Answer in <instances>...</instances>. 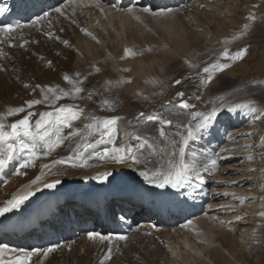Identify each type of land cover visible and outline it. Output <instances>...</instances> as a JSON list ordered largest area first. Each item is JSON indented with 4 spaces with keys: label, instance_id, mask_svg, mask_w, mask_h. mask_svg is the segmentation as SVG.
Wrapping results in <instances>:
<instances>
[{
    "label": "bare ground",
    "instance_id": "6f19581e",
    "mask_svg": "<svg viewBox=\"0 0 264 264\" xmlns=\"http://www.w3.org/2000/svg\"><path fill=\"white\" fill-rule=\"evenodd\" d=\"M154 1L156 0H127V5L124 8L119 6L120 1L117 3L111 0L68 1L67 3L71 4V9L64 11V13L70 21V30L68 31L66 27L60 25V28H62L61 30H65L66 35H69V37L67 36L68 38H61L58 35L55 37L56 40L54 37H51L52 39L47 41L41 39L40 41L43 42L46 54L42 53L40 59H38L39 57L34 58L28 53L25 56L27 64L25 67L22 65L16 69L11 62H8L7 65L0 66V74L1 72L21 73L23 76V78L18 81V84L15 80L13 83L11 81L9 84L6 82L7 85L5 90L0 93V122H2L4 118L2 114L6 112L7 108L20 107L25 105L26 101L42 98V93L39 88H36V85H41L43 87L59 85L61 88L67 90L71 88V85L63 79L65 74L74 79L81 80V75L78 78L75 77L76 73H80L81 69H78L77 66L81 63H74L73 66H66V68L64 65L66 62L62 60V58L65 57L68 59V64H71L72 61L70 59H74V56L69 59L68 57L71 56H69L68 53L71 54L72 52L80 53L82 54L81 56L84 57L82 64L84 67L87 66L85 72L87 70V74L91 81H93V86L95 88L108 93L121 87L124 91L123 94L131 98L139 97L143 99V101L147 100L148 92L153 88V85L157 83V80L151 67L153 66L151 65L152 62H145L142 58L136 57V55L125 57L126 45L124 42L127 40L128 34L133 32L129 29L132 24L130 25L127 23L128 20H130V18L135 20L134 18L136 16L138 17V15L145 13L142 11L144 8L152 9L155 12L165 9L174 10V8H176L184 11L185 14L200 9L201 7H204V10L208 12H212L215 9L214 5L207 4L206 2L203 3L201 0H178L177 3L170 1L161 2L151 8L149 3L151 2L152 4ZM5 2L6 0H0V9ZM129 9H132V11L130 12ZM50 14V16H47L40 20L38 24H35L34 27L30 25L26 30V35L40 36L41 34L48 33L51 27L56 25L57 19L61 20L60 14L56 11ZM42 17H45V15ZM225 19L229 20L228 18ZM126 23L129 24V27L127 26L128 28L125 26ZM85 30L87 33H91V35L86 34ZM11 36L13 39L16 37L15 33L11 34ZM0 37L8 43L12 42L8 35L0 34ZM114 37L121 44L124 57L122 58V65L120 61L117 60L118 58L116 59L113 55L117 49L116 45L113 43ZM18 39L21 40V37ZM212 39L213 36L209 35L206 41L210 42ZM64 41H68V44L63 43ZM42 42L40 43L42 44ZM15 44L17 43L15 42ZM101 50L105 52V60L111 65V73L109 75H106L101 69L99 73L95 71L96 61L92 58V56H94L93 52L97 53ZM43 57L44 61L42 59ZM48 57L51 60H58L63 69L54 73L52 66L49 65L50 59L49 61L47 60ZM155 62L156 61H154V63ZM124 69H128V71ZM87 74L85 75L87 76ZM8 79L10 81L11 77H8ZM25 85H28V87H25ZM31 93H33V98L30 96ZM162 99L160 104L165 102ZM146 102L149 103L148 100ZM91 103L93 105L95 102L92 101ZM91 103L87 102V98H81L78 103L79 107L83 109L81 119L73 122L72 129L64 130V134L67 135L70 131L80 129V136L65 140L62 146L56 148L48 156H41L40 159L35 160L34 166L32 167L20 168L22 159H20L18 155L5 166L0 167V206H3L5 202L14 195L26 190V186L37 176H40L42 171L48 173L43 178L44 180L51 182L54 179H59L61 181L54 189L44 188L43 184H41L39 186L40 190L36 191L35 195L28 199L20 209L0 216V243L4 241L9 249L31 250L35 248L30 242L32 237L31 233H27L25 237H18L13 234H4L2 230L11 224L13 220L23 218L29 214L33 208L40 205L41 201L57 193H64L70 199L65 201L60 215L52 217L45 230L42 229L41 234H35V238L36 240L44 241L48 236L62 237L63 230L67 228L65 220L67 217L71 216H75L76 219L75 222L70 223V233L76 225L79 238L75 239L73 242L64 243L61 248L57 249L53 254H49L47 257H43L42 255L40 257H33L32 264H65L68 258V252L62 251L64 247L73 253L75 248H71L70 250L69 248L75 245L79 248L80 252H85L89 248H87V246H94L96 243H102L99 240L90 241L87 238L89 232H98L102 235L116 237L120 236L118 226L121 228L125 226L130 227V240L139 239L142 236H152L150 240L158 247L161 253H164V257L166 256L173 264L175 256H179L178 253H181L183 255L182 258L185 259L189 258L195 260L202 258L206 261L210 256V252L207 251V247L202 239L197 236L196 233V235L193 234V230L195 229H191L185 225L186 221L201 214L204 215L212 225L223 224L230 225V227L233 225L235 229L242 228L241 238L245 240L249 231V228H246V226L252 223V218L264 216L256 212L255 209L246 207L247 205L245 203L250 198L261 199V197H258L257 189L255 190L257 192L253 193L249 190L252 188V184H258V180L260 181V179L264 178V127L261 126L260 122L264 115V110L261 111L259 109L261 112L257 111V109L256 112H252L247 108H238L232 112L223 110L209 128L199 132L197 138L190 141L188 149L191 152L190 155L192 156V153L195 152L199 161H203L205 157L217 159L218 167L214 168L211 164H208L207 167H201L200 164H197V171L190 175L189 182L185 184V186L177 188L178 191H182L192 210V215L189 219L175 218L174 221L163 219L153 221L151 218L154 215L152 212L153 210L145 209L131 199L138 195L141 196L143 190H148L153 194L159 195H163L166 192L168 187L158 188L154 184H149L139 175V171L143 170L145 167L151 169L154 165L156 167L160 165L166 167V161L169 159L170 153L166 149L158 146L154 147L150 144H147V146L145 145L144 148H140L139 145L135 147L132 141L133 144L132 142V145L130 144L132 146L131 151L142 161L140 165L128 166L127 164H116L111 160L102 161L98 159V154L105 152L104 150H106V147L109 146L110 150H112L114 146H119L116 144L113 145L111 142L110 145H108L106 140L100 142L99 135L93 136V140L91 141V136L88 135L89 130L85 128V125L90 122L86 120L84 114L86 112L89 113ZM130 103L128 105H130ZM37 107L49 106L47 104L36 105L31 111L36 112L35 109ZM127 109L129 108H123L122 111H120V109L119 112L116 111L117 113L115 112L114 115L124 118ZM159 111L158 114L162 113ZM153 112L149 113L148 117L155 115ZM128 113L129 112H127V114ZM25 114L26 113H23L20 118ZM162 115H164V113ZM92 116H94V114H92ZM256 116H259L260 119H256ZM37 118L38 116H35L32 119L35 120ZM190 120H193L192 117H190ZM3 123L10 124L13 122L4 120ZM141 123L142 122H140V124ZM117 127L118 126H116V128ZM119 130L121 131V129ZM126 131L123 133L121 131V135ZM184 131L186 132V129ZM124 135H126V133ZM117 138H119L118 142L121 143L126 141L127 143V140H124L123 136L116 137L115 139ZM84 143H90L91 147L80 149L82 155H77V145ZM121 146L122 145H120V147ZM70 157L73 158L69 159ZM23 158L24 160L27 159L26 156H23ZM146 159L152 160L153 164L144 163ZM57 160H63L65 163L56 164L51 168L50 173L49 170L40 168L41 161H44L43 165L48 164L52 166L53 162ZM17 170L22 174L17 175ZM105 172L111 173L106 181L95 178L99 174ZM258 186L259 185H257V187ZM35 187L36 186H33V190H35ZM114 192L117 193V197L112 199L110 196ZM103 204H107V209L112 210L115 215L119 213L122 214L134 206H136L135 208L138 212L132 216H119L116 221L115 215L113 214L108 217L107 215L103 216L101 212H95L97 207H101ZM65 209L68 210V214H65ZM138 219V224L135 225V221ZM171 222H175V224L171 225ZM89 223L90 227H88ZM106 242L107 241H105V243ZM11 246L14 248H11ZM15 254L18 255L19 253L17 252Z\"/></svg>",
    "mask_w": 264,
    "mask_h": 264
},
{
    "label": "rangeland",
    "instance_id": "374dc122",
    "mask_svg": "<svg viewBox=\"0 0 264 264\" xmlns=\"http://www.w3.org/2000/svg\"><path fill=\"white\" fill-rule=\"evenodd\" d=\"M201 1L214 5L215 9L212 12H208L204 10V7H201L200 9L185 14L184 11L174 8V10L171 9V13L158 17H154L150 13H142V15H138V19L137 16L135 18L133 17L136 21L132 18L128 20L127 23L133 26L131 25L129 27V24L126 23V28L129 27V29L133 31L131 34H128V38L125 41L126 43L124 42L126 49H131L136 57L142 58L145 62H152L151 65H153L151 67L157 83H155L153 88L148 92L147 100L149 103L146 102L147 100L143 101V99L139 97L140 101L138 98H131L123 94L124 91L121 87L108 93L95 88L93 86V81H91L87 74V70L85 72L87 66L84 67L82 64L84 57H82L80 53L72 52L73 55L72 53H68V55L71 56L68 57L69 59L74 56V59H70L72 61L71 64H68V59L65 57L62 58V60L66 62L64 64L65 67H70V65L73 66L74 63H81L77 68L81 69V74H79L82 76L81 81H83V83L81 86L84 88V92L75 99L72 97L61 99L56 106L58 107L62 104L79 105L78 103L81 98H87V102L89 103L94 101L95 103H93V105L91 103L89 107L90 114L88 112L84 113L88 122H91V117H97L103 120L105 118L117 116L114 115L116 111L119 112L120 109V111H122L123 108L125 109L127 107L129 108L127 109L129 113L127 114L126 112V116L124 115V118H120L118 121L119 124L117 123L118 125H116L118 126L117 131L121 129L123 133L127 130L125 132L126 135H124L125 133L121 135V131L119 130L120 132H117L118 136L116 135L114 137V140H116L115 144L119 147L120 145H125L126 141L120 143L118 142L119 138L115 139L116 137L123 136L124 140H127L128 145L133 141L134 144L133 142L132 144L138 147V142L133 139L137 134L141 136L143 140H147V144L166 149L169 153L173 150V142L180 141L186 134L184 131L186 129L185 126L190 121H192L193 124L198 122L197 120H190V112L208 113L213 108H222L224 105L232 106L245 103H251L259 112L264 110V0ZM60 7L63 11V15L60 14L61 20L57 19L56 25L51 27L48 33L41 34L40 36L26 35V30L28 29V27H26L25 29L16 30L11 33H15L16 35V37H14L15 39H11V43H8L0 37V40L4 41L0 42V53H2V55H0V66L7 65L8 62H11L16 69L22 65L25 67L27 66L25 56L28 53L34 58L39 57L38 59H40L42 53L46 54L43 42L40 41L41 39L47 41L52 39L51 37L55 39L58 35L65 39L67 36L69 37V35H66L65 30H61L62 28H60V25L66 27L68 31L70 30V21L66 17L64 11L71 9V4L64 2ZM250 17H255V19H250ZM49 33L51 36L48 35ZM208 34L213 36L210 42L206 41L209 37ZM18 36L21 37V40L18 39ZM25 41L28 42L25 43ZM39 41L42 42V44ZM15 42L17 44H15ZM113 43L117 48L113 55L116 59L118 58L117 60H119L121 64L123 57L121 44L115 37L113 38ZM20 45H23V47ZM243 48H247L248 52L242 60L233 61L223 58L222 53L225 50L234 55ZM95 53L96 52H93L95 57L92 56L96 61L95 67H100L106 75H109L111 73V65L105 60V52L101 50ZM42 59L44 61V57ZM49 59L48 57L47 60L49 61ZM154 61L156 62L154 63ZM49 62H53L50 65L54 73L63 69L58 60L50 59ZM216 62L230 63L232 66L222 72H215L214 79L207 86L201 85L200 77L207 76V74L202 72V69ZM190 64H195L198 67L192 68L189 66ZM85 74H87V76ZM8 77H11L12 80L10 79L9 81ZM22 78L23 76L21 73L1 72L0 93L5 90L7 83L9 84L11 81L13 83L15 80L18 84V81ZM176 80H180L181 84L177 85L175 83ZM179 92H183L185 94L183 99L187 100L189 103L195 104L196 107L191 110L180 109L178 107L180 98L177 96ZM89 93H91V98H89ZM30 96L33 98V93H31ZM196 97H199V99ZM161 99L165 102L160 104ZM105 101H107V103H105ZM129 103L130 105H128ZM35 110L36 113H39L41 111H52V108L37 107ZM153 111H156L157 115L156 112ZM158 111L162 113L158 114ZM151 112L155 113L154 116L159 115L158 117L160 118L163 116L162 119L164 120H172L173 123L170 126L163 125L165 135L161 136L159 134L161 125L158 121H147L148 114ZM91 113L94 114V116H92ZM163 113L164 115H162ZM22 114L23 113L15 116H8L7 118H3L2 122H4V120L15 122ZM262 118L260 122L261 126L264 127V115ZM140 122L142 123L140 124ZM97 135L98 134H93L91 136V141L93 140V136ZM104 140L110 145L111 141L106 137ZM105 149L111 152L109 146ZM190 153L191 152L188 150L186 155V159L189 162L192 161ZM19 158L22 159V162L24 161L22 155L21 157L19 155ZM43 162L44 161H41V169H43ZM252 185V188L248 186L250 188L249 191H251V193L258 191L257 194L259 196L257 194L255 195L261 197V199L250 198L247 200L248 202H245L247 205L245 206L255 209L258 213H264V178L260 179V181L258 180V184L255 183ZM257 185H259V189ZM256 189L257 191H255ZM252 219V223L246 226V228H249V231L245 240L241 238L242 228H239V230L238 228L235 229L233 225L232 227L234 229L230 227V225H212L210 221L201 214L189 219L185 222V225L191 229H195L193 230V234H197V236L202 239L207 247V251L210 252V256L206 261L202 258L193 260L182 258L183 255L178 253L179 256H175L174 264H264V216L254 217ZM151 237L142 236L140 237L141 239L130 240V236H127V240L125 241L113 240L111 243L106 242L107 244L105 242L96 243L98 245L94 244V246H87V248H89L85 252H80L79 248L75 245L69 248V250L75 248L73 253L64 247L62 251L68 252V258L65 264H100V262L104 260V256L109 247L112 248L111 259L104 260V264H173L166 256L164 257V253H161L158 247L153 244L150 240ZM0 245L7 244L2 242ZM11 248L14 247L12 246Z\"/></svg>",
    "mask_w": 264,
    "mask_h": 264
},
{
    "label": "snow or ice",
    "instance_id": "6c2138e0",
    "mask_svg": "<svg viewBox=\"0 0 264 264\" xmlns=\"http://www.w3.org/2000/svg\"><path fill=\"white\" fill-rule=\"evenodd\" d=\"M5 11L4 9H0V13ZM55 11L61 15H63V11L60 8H56ZM131 12L132 9H129ZM145 13H150L154 17L164 16L168 13H171V9H165L160 12H155L152 9L144 8L142 10ZM50 13H46L45 17H38L36 21L33 22V26L38 24L40 20L50 16ZM138 19V17H137ZM250 19H255V17H250ZM22 27L19 24H9L5 27L0 28V34L8 35L9 39H12L11 33L14 32L17 28ZM247 27V26H245ZM86 34L91 35V33ZM51 36V34H48ZM0 42H4L0 40ZM28 41H25L27 43ZM63 43L68 44V41H64ZM23 47V45H20ZM248 49L243 48L240 51L236 52L234 55L230 54L227 50H225L222 55L226 60H242L247 55ZM2 55V53H0ZM135 55L131 49H125V57ZM124 58V57H122ZM51 62H49V65ZM192 68L198 67L195 64L189 65ZM230 63H212L208 66H205L202 69L204 74H207L206 77H200L201 85L207 86L214 79L215 72H222L225 69L231 67ZM128 71V69H124ZM97 73L100 72V68H95ZM199 75V74H198ZM80 74L76 73L75 77H79ZM63 79L71 85L70 89H63L59 85L56 86H46L43 87L41 85H36V88H39L42 93L41 99H33L25 102V105L20 107H9L6 112L2 115L4 118L8 116H15L20 113H26L22 118L15 120V122L10 124H5L0 122V167L5 166L9 161L13 160L16 155L26 156L21 164L20 168H28L34 166V162L37 159H40L41 156H48L51 152H53L56 148L63 145L65 140H68L72 137H77L81 135V130L76 129L74 131H70L67 135L64 134L65 129H72L73 122L80 120L83 115V109L79 107V105L75 104H62L60 106H56L57 102L66 97L77 98L79 95L84 92V88L81 86L83 81L74 79L69 75L65 74ZM130 82V81H126ZM175 83L177 85L181 84L180 80H176ZM28 87V85H25ZM183 92L177 93V96L180 98L178 107L180 109L191 110L196 106L195 104L189 103L187 100L183 99ZM89 98H91V93H89ZM199 99V97H196ZM107 103V101H105ZM40 104H47L52 108V111H44L40 113H36L31 111V109ZM238 108H247L252 112H256V108L251 103L245 104H236L232 106L224 105L222 108H213L208 113L202 112H190L193 120H197L198 122L192 123L191 121L185 126L186 134L181 138L180 141H174V148L169 154V159L166 161L167 166L160 165L156 167L154 165L153 168L145 167L143 170L139 171V175L144 178L149 184H154L158 188L172 187L179 188L185 186L189 182L190 175L193 172L197 171V164L199 162L201 167H207L208 164L211 166L218 167L217 159H212L210 157H205L203 161H199V158L195 152L192 153V161L189 162L186 159V155L189 149L190 141H193L197 138V135L202 130L209 128L213 121L217 118L219 113L223 110H227L228 112H232ZM143 115V114H142ZM38 116L37 119L33 120L32 118ZM256 119H260L259 116L255 117ZM91 122L85 125V128L88 131V135L92 136L93 134H98L100 138V142H103L105 137L115 145L114 137L117 133V122L120 120V117L114 116L111 118H105L101 120L97 117H91ZM148 120L150 121H158L161 125L159 129V134L161 136L165 135L163 125H171L172 120H164L158 116H149ZM135 139L140 148H144L147 145V140H143V138L139 135L133 137ZM143 142L141 143V141ZM91 147L90 143H84L77 145L76 154L82 155L80 149ZM132 146L127 143L121 147H113L111 152L105 151L101 154H98V159L100 160H111L116 164H127L128 166H137L142 163L140 159L137 158L135 154L131 151ZM70 157L69 159H72ZM251 158V157H250ZM130 161V163H129ZM65 161L57 160L53 162V165L50 166L48 164L43 165V169L51 171V168L56 164H63ZM146 164H153L152 160H145ZM75 166V165H73ZM84 166V165H81ZM22 173L17 170V175ZM48 173L42 171L40 176H37L31 183L26 186V190L22 191L14 195L11 199L5 202L3 206H0V216H4L8 212H12L14 210L20 209V207L33 195H35L36 191L40 190V185L43 184L44 188L54 189L61 183L59 179H54L51 182L44 180L43 178ZM111 175L110 172H105L99 174L96 179L101 181H106L107 178ZM33 186L35 190H33ZM264 215V213H261ZM90 241L100 242H109L111 243L113 240H127L126 236H116L113 237L111 235H102L98 232H89L88 237ZM61 245L56 244L47 248L35 247L31 250L26 249H9L7 245H0V264H32L33 257H47L50 253L55 252L59 249ZM19 253L16 255L15 253ZM112 248L109 247L107 253L104 256V260L111 259ZM104 260L100 262V264H104Z\"/></svg>",
    "mask_w": 264,
    "mask_h": 264
}]
</instances>
